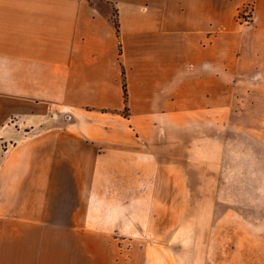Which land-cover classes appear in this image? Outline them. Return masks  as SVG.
Instances as JSON below:
<instances>
[{
    "label": "crops",
    "instance_id": "crops-1",
    "mask_svg": "<svg viewBox=\"0 0 264 264\" xmlns=\"http://www.w3.org/2000/svg\"><path fill=\"white\" fill-rule=\"evenodd\" d=\"M254 97L264 0H0V243L16 221L113 236V264H207L217 189L190 168Z\"/></svg>",
    "mask_w": 264,
    "mask_h": 264
},
{
    "label": "rangeland",
    "instance_id": "rangeland-1",
    "mask_svg": "<svg viewBox=\"0 0 264 264\" xmlns=\"http://www.w3.org/2000/svg\"><path fill=\"white\" fill-rule=\"evenodd\" d=\"M244 12H248L249 21L251 4L239 10L241 22H246ZM244 103L256 106L245 117H238V122L229 120L227 129L221 128L217 166L190 168V184L200 182L217 189L203 199L204 215L206 205L212 204L213 209L209 210V219L204 216L203 224L197 226L204 238L197 247L209 250L207 264H264V97ZM194 195L198 200L200 194ZM10 225V241L4 246L3 241L0 243V264L114 263L113 236L24 227L16 221Z\"/></svg>",
    "mask_w": 264,
    "mask_h": 264
},
{
    "label": "built area",
    "instance_id": "built-area-1",
    "mask_svg": "<svg viewBox=\"0 0 264 264\" xmlns=\"http://www.w3.org/2000/svg\"><path fill=\"white\" fill-rule=\"evenodd\" d=\"M246 15H248V12H244V14H243V16H242V18L243 19H245V21L247 20L246 18H247V16ZM248 22V21H247ZM68 118H70V116H67Z\"/></svg>",
    "mask_w": 264,
    "mask_h": 264
}]
</instances>
